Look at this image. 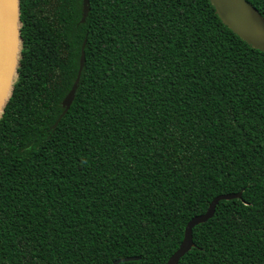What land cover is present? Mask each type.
Wrapping results in <instances>:
<instances>
[{
    "label": "trees",
    "instance_id": "trees-1",
    "mask_svg": "<svg viewBox=\"0 0 264 264\" xmlns=\"http://www.w3.org/2000/svg\"><path fill=\"white\" fill-rule=\"evenodd\" d=\"M82 6L19 0L0 264H166L187 222L239 191L178 264H264V51L210 0H89L83 22Z\"/></svg>",
    "mask_w": 264,
    "mask_h": 264
},
{
    "label": "water",
    "instance_id": "water-1",
    "mask_svg": "<svg viewBox=\"0 0 264 264\" xmlns=\"http://www.w3.org/2000/svg\"><path fill=\"white\" fill-rule=\"evenodd\" d=\"M215 6L221 19L237 34L244 38L254 47L264 51V16L248 0H210ZM89 10V0H83L82 18L85 21ZM19 0H0V117L12 93L13 84L17 77V67L19 66L21 37V21L19 16ZM85 42L82 43L79 58V67L75 80L64 97L62 104L64 109L59 115L53 128L60 118L70 107L75 91L78 86L81 71L85 63ZM194 183L188 189H192ZM242 191L227 192L216 195L209 203L205 212L194 215L186 224L184 237L179 247L171 254L166 264H178L180 258L194 245L193 227L204 222L213 216L219 200L241 198ZM139 256L129 255L116 259L112 264L121 261L137 259Z\"/></svg>",
    "mask_w": 264,
    "mask_h": 264
}]
</instances>
